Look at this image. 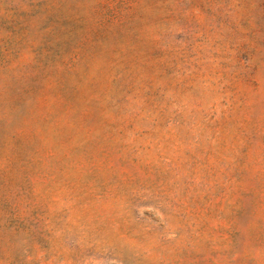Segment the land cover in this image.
<instances>
[{"label": "rangeland", "instance_id": "1", "mask_svg": "<svg viewBox=\"0 0 264 264\" xmlns=\"http://www.w3.org/2000/svg\"><path fill=\"white\" fill-rule=\"evenodd\" d=\"M0 264H264V0H0Z\"/></svg>", "mask_w": 264, "mask_h": 264}]
</instances>
